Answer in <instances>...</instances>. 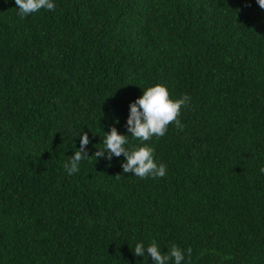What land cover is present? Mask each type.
I'll return each mask as SVG.
<instances>
[{
	"label": "trees",
	"instance_id": "obj_1",
	"mask_svg": "<svg viewBox=\"0 0 264 264\" xmlns=\"http://www.w3.org/2000/svg\"><path fill=\"white\" fill-rule=\"evenodd\" d=\"M0 0V264H264V9L256 0ZM190 104L142 142L164 178L92 156L143 89ZM118 121V123H117ZM87 133L78 173L63 165ZM119 178H116V175ZM192 249L191 257L187 249Z\"/></svg>",
	"mask_w": 264,
	"mask_h": 264
},
{
	"label": "clouds",
	"instance_id": "obj_2",
	"mask_svg": "<svg viewBox=\"0 0 264 264\" xmlns=\"http://www.w3.org/2000/svg\"><path fill=\"white\" fill-rule=\"evenodd\" d=\"M259 7L264 9V0H256ZM18 8V15L27 16L36 13L41 9L55 10L53 0H15ZM190 96L183 94L181 98L172 100L168 89L163 85H155L143 89V95L138 97L129 105V116L125 127L131 135L120 134L115 126L105 132L102 140L103 148L92 155L96 159L106 158L111 161L113 156L124 157L121 167L123 173H133L140 179L164 178L167 174L165 164H157L154 160V149L146 144L142 147L128 148L129 136L139 139L142 142L150 141L153 137L159 139L165 136L168 126L174 124L176 128L183 130L184 125L178 118L183 107L190 104ZM118 123V121H117ZM90 143L87 133H83L80 139V147L64 163L63 167L69 175L78 173L80 164L89 156L86 146ZM264 173V168L260 169ZM120 174L116 175L119 178ZM147 251L153 264H182L185 260V253L177 245L173 244L167 252H162L159 245L153 241L147 248L142 243H137L133 249V255L143 257ZM192 249H187L190 258Z\"/></svg>",
	"mask_w": 264,
	"mask_h": 264
}]
</instances>
